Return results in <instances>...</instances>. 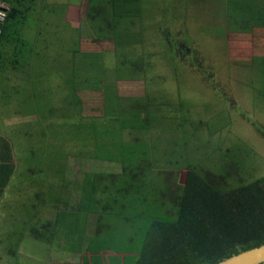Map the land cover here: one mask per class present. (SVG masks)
<instances>
[{
    "label": "trees",
    "instance_id": "trees-1",
    "mask_svg": "<svg viewBox=\"0 0 264 264\" xmlns=\"http://www.w3.org/2000/svg\"><path fill=\"white\" fill-rule=\"evenodd\" d=\"M142 1L87 0L86 34L95 42L111 39L115 46L112 52H84L79 44L82 34H77L80 28H75L64 67L67 71L73 70L70 72L73 79L69 84L58 83L69 91L73 88V100L63 95L45 112L38 107L40 98L30 93L37 92V85L30 77L27 88L19 83L10 87L8 81L3 85L7 89L0 94L2 101L6 104L15 101L20 105L25 101L31 108L18 114L38 118L31 121L28 118L24 122L27 129L21 127L18 134L32 137L31 122L44 127L47 133L66 125L74 132L75 140H70H74L79 149L75 156L108 158L120 163L117 171L85 172L79 203L75 209L63 210L54 205L61 200L57 184L59 188L64 186L63 154L55 143L42 153L34 147L26 149L30 153L23 155L22 162L31 166L39 161L38 172L45 171L48 181H45L47 189H43L39 184L46 186L42 179H47L39 177L32 181V177L35 191L28 203H23L30 207L23 208L31 209L30 216L37 217L41 206L50 201L56 210L52 219L32 221L28 231L36 240L47 244L57 237V228L65 230L62 231L64 235L75 232V237L68 242L63 236L59 247L81 253L80 264H215L264 244V174L247 181L248 172L242 171L241 166L233 170L231 163L227 170L219 166L208 168L203 158L212 155L209 151L196 156L195 150V154H187L175 148L172 152H163L164 158L158 154L152 140L154 134L149 135V132L155 127L159 129L161 122L168 120L169 115L160 114V107L170 106L171 99L159 101L157 108L154 103L157 97L124 96L116 87L119 79L134 77L136 71L141 73L144 69L141 57H134L136 52L132 46V42L139 43L138 34L130 32L133 18L140 16ZM225 5L234 19V22L230 17L225 19L226 32L250 34L254 27L264 25V0H227ZM0 6L4 10L0 19V73L10 69L24 71L31 63L33 49L32 41L23 31L34 21L31 15H36L37 0H0ZM50 8L45 2L42 12ZM252 63L251 70L258 75V92L264 95V54L254 55ZM7 78H0V83ZM76 84L102 85L101 116L82 114L81 99L76 86L74 88ZM12 91L15 96L11 98ZM56 102H60L57 107ZM45 115L47 118L61 116L62 120L44 124ZM125 130L137 134L125 139ZM14 143H17L16 138L0 135V201L14 173L11 155ZM183 143L180 147L186 149V142ZM161 167L184 169L183 182L154 179L151 174ZM28 170L33 172L32 168ZM233 179L239 182L233 183ZM92 214L96 218L92 223L93 232L88 234V218ZM72 222L75 228L67 230Z\"/></svg>",
    "mask_w": 264,
    "mask_h": 264
},
{
    "label": "rangeland",
    "instance_id": "rangeland-1",
    "mask_svg": "<svg viewBox=\"0 0 264 264\" xmlns=\"http://www.w3.org/2000/svg\"><path fill=\"white\" fill-rule=\"evenodd\" d=\"M45 2L51 8L42 12ZM225 2L227 4V0L142 1L140 16L133 18L130 32L138 34L139 43L132 42V46L136 52L134 57H141L144 62V71H136L134 77L129 75L130 77L119 79L116 87L124 96L147 94L157 97L158 101L154 100L157 108L160 107L159 101L171 99L172 106L160 107V114L169 115L168 120L161 122L159 129L155 127L154 131L152 129L149 132V135L154 134L152 140L157 145L161 158H164L163 152H172L175 148L177 152L185 150L187 154L197 151L196 156L209 151L212 155L207 159L203 158L208 168L219 166L220 169L227 170L232 163L233 170L241 166L242 171L248 172L246 175L249 176L246 178L249 181L264 174V95L259 94L258 75L250 67L254 55L264 54V25L254 27L250 34L226 32L225 19L230 17L232 22L234 19L228 13ZM86 3L87 0H37L36 15H31L35 23L26 25L23 31V35L32 41L31 63L24 70L26 72L11 69L1 72L0 78L6 76L9 80L7 78L0 83V94L7 81L10 87L19 83L27 88L30 77L37 85V92L32 90L30 93L33 97L40 98L38 107L45 112L51 106L54 107L53 102L60 100L63 95L68 96V100L74 99L73 88L70 87L69 91L58 83L69 84L68 81L73 79L70 74L73 70L67 71L64 67L67 65L66 53L72 44L75 28H80L77 34H82L79 44L84 52H112L115 46L111 39L95 42L86 34ZM90 73L91 71L87 74ZM108 74L114 76V73ZM75 86L81 99L82 114L101 116L102 85L76 84L74 88ZM14 96L12 91L11 98ZM2 99L0 97V135L16 138L17 143L13 144L11 152L15 164L14 173L0 209L2 219L13 215L11 227L2 226L7 238L0 236V255L3 256L0 257V264H65L66 261H76L78 259L75 253L66 250L68 253L61 254L59 249L60 243H63L62 237H67L68 242L75 237V232L64 235L62 231L65 230L57 228V237L50 244L36 240L29 233L32 221L37 218L40 221L52 219L56 210L50 201L41 206L37 217L30 216L33 212L31 209L23 208L30 207L23 203H28L27 200L35 191L32 177V181L39 177L46 178L47 180L42 179L45 185L48 181L45 171L38 172V167H41L39 161L32 167L25 165L22 162L23 155L30 153V150H26L29 147L42 153L48 145L55 143L63 154L64 186L59 188L55 182L61 200L54 205L63 210L75 209L79 203L85 172L117 171L120 163L108 158L75 156L79 149L74 141V132L66 125L52 128L53 131L47 133L44 127L31 122L32 129L34 127L31 130L32 137L18 134L21 127L27 129L24 122L28 118L30 121L38 118L36 115L29 117L18 114L31 108L25 101L21 105L15 101L6 104ZM59 103L56 102L55 107ZM69 110L75 114L74 109ZM39 116L42 117L41 114ZM44 117V124L62 120L61 116L56 115ZM56 129L58 130L55 131ZM133 134L129 130L124 131L125 139H131ZM184 141L186 149L180 147L184 145ZM43 167L45 168L44 164ZM28 168H32L33 172ZM153 172L151 176L154 179L178 183H182L185 176L182 168L161 167ZM237 182V179H233V183ZM39 185L43 189L47 187ZM95 218V214L88 218V234L93 232L92 223ZM73 223L69 224L67 230L74 227ZM72 243L73 241L69 246ZM11 249L15 251L14 256H8Z\"/></svg>",
    "mask_w": 264,
    "mask_h": 264
},
{
    "label": "water",
    "instance_id": "water-1",
    "mask_svg": "<svg viewBox=\"0 0 264 264\" xmlns=\"http://www.w3.org/2000/svg\"><path fill=\"white\" fill-rule=\"evenodd\" d=\"M264 262V244L226 257L215 264H260Z\"/></svg>",
    "mask_w": 264,
    "mask_h": 264
},
{
    "label": "crops",
    "instance_id": "crops-1",
    "mask_svg": "<svg viewBox=\"0 0 264 264\" xmlns=\"http://www.w3.org/2000/svg\"><path fill=\"white\" fill-rule=\"evenodd\" d=\"M7 192V187L5 188V192H4V194H3V196H2V198H1V201H0V209H1V207H2V204H3V199H4V196L6 195L5 193ZM9 215V214H8ZM11 224H13V215H9L8 217H7V219L5 218V219H2L1 218V215H0V236H2L3 237V239L4 238H7L6 236H7V233L5 232V231H3L2 230V226H5V225H8L9 227H11ZM13 228V227H12ZM9 229H11V228H9ZM7 231V230H6ZM11 232V230L8 232V233H10ZM60 249V248H59ZM65 250V249H64ZM2 252H3V250H2ZM66 252V250L65 251H63V250H61L60 251V253L62 254V253H65ZM69 252H71V253H75V251H69ZM9 253L10 254H8V256L10 255V256H14L15 255V251H13L12 249L9 251ZM66 253H68V252H66ZM75 256H76V259H78V260H71V261H66L65 262V264H80L81 263V261H82V254L81 253H77V254H75ZM104 256H106V255H104ZM0 257H3V256H1L0 255ZM62 264V263H61ZM64 264V263H63Z\"/></svg>",
    "mask_w": 264,
    "mask_h": 264
},
{
    "label": "built area",
    "instance_id": "built-area-1",
    "mask_svg": "<svg viewBox=\"0 0 264 264\" xmlns=\"http://www.w3.org/2000/svg\"><path fill=\"white\" fill-rule=\"evenodd\" d=\"M4 16V10L2 8V6H0V19H2Z\"/></svg>",
    "mask_w": 264,
    "mask_h": 264
}]
</instances>
